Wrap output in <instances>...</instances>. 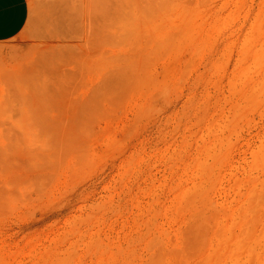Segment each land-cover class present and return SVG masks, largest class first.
<instances>
[{
    "label": "rangeland",
    "instance_id": "1",
    "mask_svg": "<svg viewBox=\"0 0 264 264\" xmlns=\"http://www.w3.org/2000/svg\"><path fill=\"white\" fill-rule=\"evenodd\" d=\"M28 1L0 264H264V0Z\"/></svg>",
    "mask_w": 264,
    "mask_h": 264
},
{
    "label": "crops",
    "instance_id": "2",
    "mask_svg": "<svg viewBox=\"0 0 264 264\" xmlns=\"http://www.w3.org/2000/svg\"><path fill=\"white\" fill-rule=\"evenodd\" d=\"M28 18V0H0V43L18 35Z\"/></svg>",
    "mask_w": 264,
    "mask_h": 264
}]
</instances>
